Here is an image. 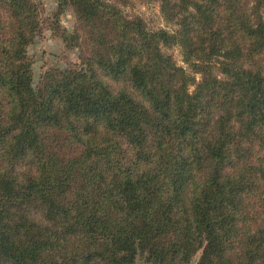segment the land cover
Returning a JSON list of instances; mask_svg holds the SVG:
<instances>
[{"label": "trees", "instance_id": "trees-1", "mask_svg": "<svg viewBox=\"0 0 264 264\" xmlns=\"http://www.w3.org/2000/svg\"><path fill=\"white\" fill-rule=\"evenodd\" d=\"M145 1L173 28L57 0L80 64L34 86L40 7L0 0V264H264V0Z\"/></svg>", "mask_w": 264, "mask_h": 264}, {"label": "rangeland", "instance_id": "rangeland-1", "mask_svg": "<svg viewBox=\"0 0 264 264\" xmlns=\"http://www.w3.org/2000/svg\"><path fill=\"white\" fill-rule=\"evenodd\" d=\"M41 10L42 28L35 42L28 47V53L33 61L34 86H37L44 72L50 67L66 68L72 63L80 64V47L70 39V34L78 25L76 11L67 7L64 12H59L57 0H35ZM128 15L138 14L145 18L151 28L164 27L172 29L160 10L158 2H147L132 0L125 7ZM58 20L60 31L55 33L51 27ZM64 33V34H62ZM75 43H77L75 41ZM166 52L172 53L179 64L184 65L182 53L179 47L164 48ZM86 70V66H82ZM194 89V86H191ZM201 255L199 252L194 258L196 263ZM138 264H150L144 258H138Z\"/></svg>", "mask_w": 264, "mask_h": 264}]
</instances>
